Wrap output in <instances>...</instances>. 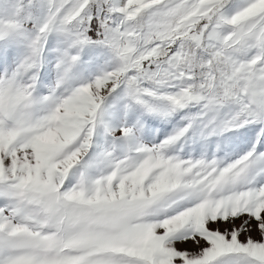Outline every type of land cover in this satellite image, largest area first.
I'll use <instances>...</instances> for the list:
<instances>
[{"label":"snow or ice","instance_id":"obj_1","mask_svg":"<svg viewBox=\"0 0 264 264\" xmlns=\"http://www.w3.org/2000/svg\"><path fill=\"white\" fill-rule=\"evenodd\" d=\"M0 264H264V0H0Z\"/></svg>","mask_w":264,"mask_h":264},{"label":"rangeland","instance_id":"obj_2","mask_svg":"<svg viewBox=\"0 0 264 264\" xmlns=\"http://www.w3.org/2000/svg\"><path fill=\"white\" fill-rule=\"evenodd\" d=\"M178 247H186V248H192L193 246L189 243V244H184V245H178Z\"/></svg>","mask_w":264,"mask_h":264}]
</instances>
